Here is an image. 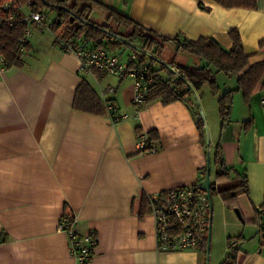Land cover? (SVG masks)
<instances>
[{"label": "crops", "instance_id": "crops-1", "mask_svg": "<svg viewBox=\"0 0 264 264\" xmlns=\"http://www.w3.org/2000/svg\"><path fill=\"white\" fill-rule=\"evenodd\" d=\"M94 1L93 22L97 12L108 23L111 9L158 40L211 38L225 50L232 45L230 30L236 29L249 64L264 60V0H257L256 9L225 8L213 0ZM103 45L118 54L128 46L106 40ZM183 58L180 64L167 62L168 69L152 60L153 69L168 79L172 66L207 65L197 57ZM78 65L74 54L54 44L52 33L33 28L21 65H10L0 77V264H79L67 235L58 230L64 212L76 215L79 233L96 234L93 256L85 264H205L199 249H157L149 206L142 217L138 208L141 193L200 183L217 143L225 165L235 171L231 176H245L248 196H236L243 221L222 202L214 213L212 203L209 264H219L229 251L223 238L230 234L244 240L237 264H264V215L256 225L253 210L264 203V89L249 97L233 92L224 123L208 85L195 90L198 106L190 92L183 101L153 100L136 113L130 78L100 72L84 77ZM83 78L105 107L112 104L129 117L112 123L107 109L99 115L75 109V90ZM215 80L218 94L237 86L236 76L222 71ZM201 113L212 136L208 143L197 128ZM149 131L157 133L158 149L140 152L137 136Z\"/></svg>", "mask_w": 264, "mask_h": 264}, {"label": "trees", "instance_id": "trees-1", "mask_svg": "<svg viewBox=\"0 0 264 264\" xmlns=\"http://www.w3.org/2000/svg\"><path fill=\"white\" fill-rule=\"evenodd\" d=\"M8 1H11L16 8L26 4V2H31L32 6L37 9L48 8L61 20L59 23L60 29L62 28L61 31L66 36H84L95 45H101L106 40L109 44L123 43L130 46L136 40L142 47L151 49L156 54L164 43L169 42L182 48L191 55L206 61L207 65L203 67L180 66L178 69L181 75L171 82H169V78L165 79L157 75L156 82L150 87L148 92V103L156 99H161L163 103H169L175 100L183 101L184 97L191 92L183 80L185 78L195 90H198L203 85L209 86L210 93L217 96L218 113L224 123L230 115L233 92L241 91L243 96L249 97L256 89H264V60L249 64L248 55L243 51L241 40L236 29L230 30L229 35L232 40V45L229 50H225L211 38H199L197 40L183 38L180 42L177 36L172 39L161 38L158 40L154 34L147 31L137 22L111 9H107L108 23L96 24L89 19L91 6L95 4L94 0H79L82 2L80 6L75 0H0V9ZM213 1L225 8H257V0ZM111 22L114 23L113 27L110 24ZM120 27H124L125 30L118 31ZM24 28V25H16L12 28L3 27L0 29V52L7 58L9 65H21V58L13 56L12 50ZM262 44L264 43L261 42V47ZM172 63L169 62L170 65ZM164 68L168 69L166 66L161 65V69ZM219 71L236 76L237 86L235 89L218 94L215 73ZM73 107L79 111L96 115L103 114L106 110L99 95L84 78L76 87ZM196 123L204 142V123L201 118H198ZM147 136L149 140L157 143L158 135L155 131H149ZM219 147L220 143H217L212 155V162L216 166V170L215 180L211 184L210 193H217L221 197L224 205L228 209H233L236 207L237 195L246 194L248 196L247 181L243 175L239 178L231 176L234 169L225 165ZM213 183L216 184V188H214ZM147 208L148 197L144 193H141L138 208L139 217L144 215ZM253 210L256 215L255 224L259 225L261 216L264 215V203H262L259 209L253 207ZM234 240H236L237 244L231 246L232 239L229 240V251L221 264H237L239 245L244 240L242 236H238V239L236 238ZM207 249L208 237H205L199 250L206 254Z\"/></svg>", "mask_w": 264, "mask_h": 264}, {"label": "built area", "instance_id": "built-area-1", "mask_svg": "<svg viewBox=\"0 0 264 264\" xmlns=\"http://www.w3.org/2000/svg\"><path fill=\"white\" fill-rule=\"evenodd\" d=\"M61 20L56 14L45 8H35L31 2L16 8L11 1L5 2L0 9V29L24 25L22 34L17 38L12 55L21 58L28 46L32 29L40 32H50L54 44L63 52L72 53L78 58V71L84 76L95 72L110 74L120 78L128 77L132 81V105L139 109L145 107L150 87L156 82L157 75L153 69L152 57L155 55L146 47H131V51L123 58L118 53L110 51L105 45H95L85 37L77 35L66 36L60 29ZM156 56V55H155ZM154 61V60H153ZM7 58L0 52V77L9 68ZM173 80L181 75L178 68L171 67ZM264 104V97L260 98ZM109 118L112 123L127 119V113H118L112 104H107ZM136 117V115H135ZM137 147L143 153H153L158 145L149 140L147 134L139 133ZM205 177V174H204ZM212 181L209 178V188ZM214 188L216 184L213 183ZM211 192V191H210ZM211 195V193H210ZM150 214L154 220L157 249L161 251L198 250L210 227L212 209L211 196L198 184L178 185L163 191L151 193L148 196ZM77 217L70 212H64L58 223V230L68 238L69 251L79 264L89 262L93 256L97 242L93 230L79 233L76 229ZM237 244L236 240L231 246Z\"/></svg>", "mask_w": 264, "mask_h": 264}, {"label": "rangeland", "instance_id": "rangeland-1", "mask_svg": "<svg viewBox=\"0 0 264 264\" xmlns=\"http://www.w3.org/2000/svg\"><path fill=\"white\" fill-rule=\"evenodd\" d=\"M98 13L97 12H94V14H93V18H94V20H96V21H98V22H95L96 24H107L105 21H103L102 20V17L101 16H98ZM93 20V19H92ZM101 21H103V23H101ZM114 24V23H113ZM112 27H113V25H111ZM115 29H117V28H115ZM124 30V27H121V28H119L118 29V31H123ZM129 46V45H128ZM123 47V50H121L120 51V53H119V55H121L123 58H125L126 57V55L131 51V47H139L140 46V43L138 42V41H133V43H131V45L129 46V47ZM156 55V54H155ZM191 56V58L193 59V57L194 58H196V56H194V55H191L190 53H188V52H184V51H182V50H177L176 49V46L174 45V44H172V43H169V42H166L158 51H157V57H159L161 60H163L164 62H175L176 64H180V63H183V62H181V61H184L185 60V58H183L184 56ZM198 59V58H197ZM196 59V60H197ZM198 60H200V59H198ZM153 64H155L154 62H152ZM158 64V63H157ZM156 65V64H155ZM154 65V66H155ZM89 78H92V77H88V79ZM92 81V80H91ZM92 83H94L93 81H92ZM197 96V97H196ZM198 98V95H194L193 93H192V96H191V99H192V101H193V104H195L196 106H198V103H199V98ZM203 115V117H204V120H205V124H206V126H207V130H208V135H209V142L211 141V139H212V136H211V132H210V129H209V126H208V120H207V118H206V115L203 113L202 114ZM210 115V114H209ZM201 116V115H200ZM208 118H209V116H207ZM205 137H206V143H207V136H206V134H205ZM210 179L212 180V181H214L215 180V170H216V168H215V165H214V163L211 161V165H210ZM211 196V202L213 203V210H214V213H216V211H217V205H219L220 203L219 202H222L221 204H222V206H223V208H226V209H228V207H226L225 205H224V203H223V201H222V199H221V197L217 194V193H215V192H212V194L210 195ZM235 208H237V207H235ZM239 209V208H238ZM233 211V214H235V216H236V218H237V220L238 221H243V220H241L240 218H238V216L236 215V213L234 212V208L232 209ZM238 239V235H236V234H230L229 236H225L223 239H227V245L229 246V243H230V241L229 240H231L232 239V241L234 240V239ZM214 240H215V237H214ZM210 242V241H209ZM243 243V242H242ZM211 243H209V245H208V255H207V253L206 254H204L203 252H202V254H203V256H204V259H205V264L207 263V264H209L210 263V261H209V258H211ZM228 254V252L225 254V256L222 258V260L219 262V264H221V262L224 260V258L226 257V255Z\"/></svg>", "mask_w": 264, "mask_h": 264}, {"label": "water", "instance_id": "water-1", "mask_svg": "<svg viewBox=\"0 0 264 264\" xmlns=\"http://www.w3.org/2000/svg\"><path fill=\"white\" fill-rule=\"evenodd\" d=\"M150 57H152V59L155 62H157V63H159V64H161L163 66L170 67V65L168 63L164 62L159 57H157L155 55H152V54L150 55ZM183 80L187 84V86L190 88L191 92L194 95H196V91L192 87V85L189 83V81L186 80L185 78H183ZM200 115H201L202 121L204 123V131H205V134L207 136V143H208L209 142V135H208L207 126L205 124V120H204V117H203L202 113ZM209 178H210V168H209V155H208L207 156V166H206L205 177H204V179L200 183H198V186L201 189L205 190L207 192V194L209 195V197H210ZM234 212L236 213V215L238 216V218H240L241 220L243 219L238 208H234ZM211 217H212V209H211V214H210V222H211ZM210 229H211V226L209 227L208 236H207L208 237V245H209V239H210ZM207 255H208V249H207Z\"/></svg>", "mask_w": 264, "mask_h": 264}]
</instances>
